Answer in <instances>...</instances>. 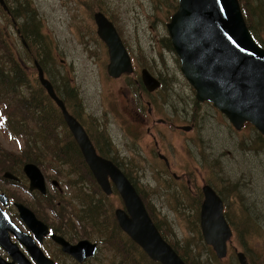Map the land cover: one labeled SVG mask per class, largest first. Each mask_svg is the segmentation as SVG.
<instances>
[{"label": "rangeland", "instance_id": "1", "mask_svg": "<svg viewBox=\"0 0 264 264\" xmlns=\"http://www.w3.org/2000/svg\"><path fill=\"white\" fill-rule=\"evenodd\" d=\"M5 1L13 11L21 9L22 5L28 6L40 23L39 30L46 48L42 50L38 44L31 45L32 53L28 54L16 34V28L22 26L21 21L14 18V27L0 8L3 35L0 36V53L13 54V59L25 65L28 76L33 80L23 83L19 94L35 103L24 108L26 112L14 111L11 116V126L17 134L24 131L32 133L30 137L20 136L27 138V145L22 148L21 142L9 140L0 133V154L17 162L21 185L27 186L22 173L26 162L19 163L24 147H31L34 141V164L44 171L47 182L55 181L63 189L61 198L64 201L60 205L67 213L63 214L61 223L70 229L77 228L83 239L93 241L100 237L98 253L88 264H117L118 259L113 253L124 250L108 230L104 234H99L97 228L93 232L84 231L75 216L80 215L83 209L100 207V200L103 207L111 208V212L121 207L122 201L116 194L105 200L96 191L94 183L80 175L79 167H73L75 162L67 149L69 138L58 130L62 126L58 116H54L52 104L37 102L41 98V87L36 81L34 59L43 63L47 78L56 86L67 106L86 121L93 140L104 144L114 161L117 158L124 162L123 169H127L137 185L145 189L147 203L166 231L170 244L193 260L199 255L203 264H238L235 250L243 252L249 264H264V144H261L264 136L250 125L235 130L210 103L195 101L193 89L179 70L180 63L169 45L166 31L177 0ZM245 4L250 14L254 13L253 4L264 9V0H255V3L246 0ZM97 12L105 15L117 28L119 37L133 57V75L118 79L107 75L106 47L96 35L93 19ZM251 18L257 36L264 39V23L257 25L256 16ZM5 60L8 61L6 57ZM142 68L162 83L158 92L147 96L155 114L153 122L162 119L166 122L164 125L144 124L134 116L135 100L132 98H138L143 91H138L132 81L137 79ZM26 116L28 119H24ZM178 126H192V130H174ZM157 151L167 158L169 171L180 178L177 184L171 178L163 177L168 175L167 169L158 163ZM60 153L69 158L64 165L58 157ZM0 163L7 166L2 158ZM77 180L79 185L70 184ZM188 180L190 182L186 184ZM203 182L223 198L225 216L233 230L227 257L219 263L212 262L209 257L207 260V250L195 232L194 208L198 205L195 189L198 187L200 190ZM176 185L180 189H176ZM49 188L48 195L51 196L54 190L51 185ZM6 190L36 215L51 217L49 208L53 207L45 197L29 199L16 186H8ZM56 200L61 201L59 197ZM120 261L118 264H128Z\"/></svg>", "mask_w": 264, "mask_h": 264}, {"label": "water", "instance_id": "2", "mask_svg": "<svg viewBox=\"0 0 264 264\" xmlns=\"http://www.w3.org/2000/svg\"><path fill=\"white\" fill-rule=\"evenodd\" d=\"M0 7L9 12L4 0H0ZM93 18L96 34L108 51L107 75L117 79L121 75L131 74L130 56L112 24L100 12L95 13ZM166 28L180 63V72L193 88L195 100L212 104L236 130L249 122L264 134V48L252 38L238 0H178V8ZM21 41L26 47L22 38ZM33 64L40 85L62 112L97 184L103 192L110 194L111 182L119 193L125 207V211H115L120 229L152 261L185 264L162 239L133 186L111 161L96 154L83 128L68 114L44 77L38 62L34 61ZM141 81L148 92H153L160 85L146 69L141 71ZM182 130L189 131L190 128L184 127ZM23 171L30 180V190L42 189L43 178L36 166L26 164ZM202 194L199 214L201 235L216 258L222 260L226 257L227 242L232 231L223 214V203L216 193L204 186ZM24 213L34 227L45 229L34 220L32 214L26 210ZM4 225L9 228L8 222ZM57 242L64 252L79 261L92 256L95 250V246L86 241L75 246ZM237 260L239 264H247L242 253H237Z\"/></svg>", "mask_w": 264, "mask_h": 264}, {"label": "flooded vegetation", "instance_id": "3", "mask_svg": "<svg viewBox=\"0 0 264 264\" xmlns=\"http://www.w3.org/2000/svg\"><path fill=\"white\" fill-rule=\"evenodd\" d=\"M108 21L112 23L117 34L120 35L117 28L113 24V22L109 19H108ZM95 27H96V25H95ZM121 41H122V39H121ZM124 47L126 48L125 45H124ZM105 49L107 52V48H105ZM126 50H127V48H126ZM128 53H129V51H128ZM129 55H131V54L129 53ZM134 70H135V68H134ZM132 83H133L132 85H134L138 88V91H143L138 95V98H136V97L132 98V100H135V101H133V109H134V116L137 118V121L143 122L144 124L149 122L150 125L151 124L152 125L153 124H159V125L166 124V122L162 119H156L153 122L154 119H152V117H154L155 114H154V111H152V108L150 105L151 100H149V97L147 96V94L152 95V93H149L146 90V88L143 86V83L140 79V75H138L137 79H135V80L133 79ZM160 83H161V81H160ZM54 89H55L54 91L58 94V90H57L56 86H54ZM158 91L159 90H157L153 93H156ZM142 93H144V95ZM145 95L147 98L145 97ZM58 97L63 102L68 114L72 118H74L75 121L83 128V130L87 134L88 139L90 140L93 148L95 149L97 155L103 159L111 161L116 166H119L120 169L123 171L124 175L126 176V178L129 180V182L135 186L136 180L133 177V175L130 174V172L127 169H125V168L123 169L124 162H121L120 159H117V158L114 161L112 156L109 155L110 151L106 150V147L104 146V144H101L99 141L96 142L95 140H93L94 137L92 138V136L88 133V130L86 128L87 127L86 121L85 120L83 121L81 119V117L79 116V114L74 112L69 105H68L69 106L68 107L67 104L65 103V101L60 97V95ZM51 104H52L54 116H58V118L60 119V125L62 126L58 130H61L63 133L65 132L67 134V136L69 138L68 144L72 148L77 147V150L79 152V156L83 162V163L80 162V165H78V162L73 160L75 162L73 167L74 168L80 167L84 164L87 166V164H86V162L82 156V153H81L78 145L76 144V142L73 138V135H72L71 131L69 130V128H68V126H67V124L63 118L62 112L56 106V104L54 102L51 101ZM145 107H146V111H145ZM71 110L73 112H71ZM95 126H97V125H95ZM149 128H150V126H149ZM149 128H147V133H149V131H150ZM180 128H184V127L178 126V127H175L174 130L180 131V130H182ZM188 128H190V130H192V126H188ZM97 133L98 132H96L95 134H97ZM96 143H98L99 145H97ZM154 144L156 146L155 148H157V143L155 141H154ZM67 149H68L69 153L72 155L73 152L71 150H69L70 148L67 147ZM156 156H157L158 163L159 162L162 163L167 169V174H168L167 176L168 177L166 175H164L163 177L165 179L171 178L170 180H173L172 182H176V184H177V182L180 181V178L177 175H175L174 173L169 171V162H168L167 158L158 151L156 152ZM58 157L61 158V163L63 165L65 164L63 160H65V162H67L69 160V158L65 159V156H63L61 153L58 155ZM0 165H2V164L0 163ZM40 172H41V175L43 178V181H42L43 187H42V189H36L38 191L37 192V191L30 190V180L25 175V173L23 171V166H22V173L26 177V181L28 182L27 186L21 185L22 184V177H20L18 170H7V169L2 170L0 168V174H2L0 176V181L2 182V185H3L2 186L0 184V256H1V258H3V260H5V261H9V257L5 254V252L3 250H4V248L9 249L8 248L9 244L13 243L19 249V253L21 255L23 254L24 256H26L29 260H32L33 257L30 256V253L26 250L25 245L29 249L36 247L37 248V254H42L43 257L47 258V260L51 261L53 264H66L67 259L70 260V261H67L68 262L67 264H88V262L90 260H92L93 258H95L96 256H93L91 258H87V260L80 262L78 260H74L71 256L64 253L62 251V247L58 244L57 239H63L72 245H75L84 239L80 237L77 228L70 229L66 224L61 223V220L63 219V214H65V212H64L65 209H64V207H61L60 203H62V201H64V198H62L61 201H57L55 199V197H56L55 194L57 193L59 196H61V194L63 193V189L55 181L47 182L46 175L44 174V171L40 169ZM7 173L10 174L11 177L6 175ZM189 182H190V180H188V182L186 184H189ZM203 183H202L203 186L208 185L206 182H203ZM49 185H51L52 189L54 190V194L51 196L48 195L49 194L48 190H50ZM8 186H16L29 199H34L37 196L46 198L47 203H49V205L51 207H53V208H49V213H50L51 217H48L46 215L39 216V215H36L33 211H32V213L36 219H38L39 221H41L42 223H44L46 225V227H47L46 229L48 230V234L43 232V230L39 226L34 227L31 220L24 213V210H25L24 206H26V205H24V203L22 201H19V199L15 200L12 197V193H9L6 190V188ZM208 186H210V185H208ZM110 187L112 189L111 196L114 194H116L118 196V192L116 191L115 187L113 190V185L111 183H110ZM175 187H176V189H180L178 187V185H176ZM135 188H137V190L140 191V193L143 192V190L140 186L137 185V186H135ZM196 189H198V187H196ZM196 191L199 192L200 196H201V192H200L201 188H200V190H196ZM214 192L216 193L215 190H214ZM26 207L29 208L28 206H26ZM54 207H56V208H54ZM55 209L58 212H56ZM118 209H124L123 204L121 207H118ZM92 213H94L93 209H89V210L86 209L85 213L82 215V220H83V223H82L83 228L82 229H84V231L90 230L93 232L94 230L91 229L94 227L93 225H99L100 224L99 220H98V224H95V221H96L95 217L93 215L90 216ZM2 218H3V222H2ZM6 221L8 222L9 228L4 225L6 223ZM9 222H11L13 225H11ZM15 224H18L19 227H17ZM89 226L91 228H88ZM29 227H34V228H33V230H31ZM98 228H99L98 229L99 234L105 233L103 228H100V227H98ZM36 236L40 237L39 241H37ZM99 238L100 237H97L95 240H93V241L91 240L93 243H96V245H97V253H98L99 246H100L99 243L101 242V240L99 241ZM65 259H66V261H65Z\"/></svg>", "mask_w": 264, "mask_h": 264}, {"label": "trees", "instance_id": "4", "mask_svg": "<svg viewBox=\"0 0 264 264\" xmlns=\"http://www.w3.org/2000/svg\"><path fill=\"white\" fill-rule=\"evenodd\" d=\"M238 1H239L241 10H242L247 28L249 29V31H250L251 35L253 36V38L255 39V41L259 45H263L264 39L259 38L257 36V34L255 32V30H256L255 25L251 24V22H250V19L252 20L251 16H256L257 25H263V23H264V16H263L264 15V9H263V7L258 6V5L256 7L253 4L252 7H253L254 13L250 14L249 9H248L247 5L245 4L246 0H238ZM250 1L251 0H249V2ZM253 2L255 3V0H253ZM7 17L11 20V23H12V20L15 21L14 18L19 19L21 21V25H22L21 28L20 29L16 28V29L19 30L20 36H22L23 40L25 41L30 53H32L31 45L38 44L40 46V49L45 50L46 44L44 41V37L42 36V34L40 33V30H39L40 23L36 20V16L33 15L32 13H30V11L28 10V6L22 5L21 9H17L16 11H13L9 8V15H7ZM0 36L3 37L1 30H0ZM0 50H1V48H0ZM5 57L8 59V61L5 60ZM14 57L15 56L13 54L5 55L3 53H0V130H1L2 135L4 137H6L7 139L21 140L23 142V145L26 146L27 145V142H26L27 138H22L20 136H21V134H24L25 137H27V136L30 137L32 135V133H29L28 131H24V133L21 132V134H17L16 130L11 126V122H12L11 116H12V112H14V111L18 112V113L19 112H26V110H24V108L29 107V104H35L32 101L33 99H30L29 101H27L26 99L21 97V95L19 94L20 87L23 86V83L25 84V82L27 80H33V78L30 79V77L27 74V70L25 68V65L22 62L18 63L15 59H13ZM22 64L24 65V67ZM39 64L42 67V69L45 70V66L43 65V63H39ZM20 99H22L24 101V103H21ZM45 101L48 103H51L50 100L48 99L47 95L44 93L43 89H41V98L37 102H38V104H44ZM41 111H43L42 108H41ZM25 114H27V113H25ZM34 115L38 116L37 113H35ZM39 115H41V114H39ZM27 116L24 119H28ZM261 144H264V139L263 140L261 139ZM67 147L70 148L69 150H71L73 152V154L71 155V158L73 160H75L76 162H78V165H80V162H82V160L79 156V152L77 150V147L72 148V147H70L69 144L67 145ZM34 151H35V143L33 141V144L31 145V147H29V148L24 147V149L21 153L22 157L20 159L21 161L19 164H21V162L36 163L35 156L33 155ZM0 152H1V150H0ZM1 156H4V154H0V160L2 158L3 161L7 164V166L0 165V168L2 170H6V169L7 170H16L18 168V164L13 158L11 159V158H5V157H1ZM11 156H14V155H11ZM67 158L68 157H65V159H67ZM63 161H64V163H66L65 160H63ZM79 169H80V175L85 176L87 179L89 178L92 182H94L93 179H91V174L88 171V168L86 167L85 164L80 166ZM96 191L101 194L100 190L97 189ZM195 197H196V205L198 204L197 207L194 208V211H195V213H194L195 232H196L200 242H202L201 243L202 246L204 247V249L207 250V252H206L207 253V260L209 257L210 260H212V262L219 263V260L215 257V254L213 253L212 249L210 247L204 245V243H203L202 236L199 232V206H200L202 197L200 196L199 192L195 193ZM103 198L105 200H108V198H105L104 196H103ZM143 200H145L144 202L147 206V210L149 212V215L151 216L152 220L155 222L157 229L161 233V236L164 239H166V241L170 244L168 237L166 235L167 234L166 231L163 229V226L159 223V221L155 219L151 205L147 203L146 199H143ZM100 203H101V205L99 207L100 212L91 214L90 216L93 215L95 217V219H96L95 224H98V220H99L100 224L97 225L96 227L102 226L104 231L108 230L109 233H111L114 236L115 240L119 243L118 246L121 247V250H124V251H121L122 252V258H121L120 262L126 261L128 264H144V263L145 264H158V263L150 261L146 257V255L136 245H134V243L129 241L125 236H123V234L121 233V231L118 228V225H117L115 219L113 218L111 208L110 207H108V208L103 207V201H101V200H100ZM86 209L88 210L89 208H86ZM86 209H83V210H86ZM170 245L173 247L175 252L181 257V259H183V261L186 264H203L202 261L199 260V258H200L199 255H197V259L193 260V259H191L190 256L187 257L188 255L186 256V255L182 254L177 249L176 246H173L172 244H170Z\"/></svg>", "mask_w": 264, "mask_h": 264}]
</instances>
